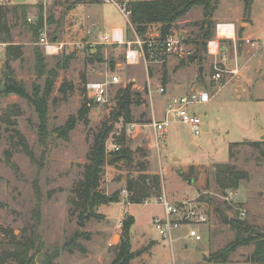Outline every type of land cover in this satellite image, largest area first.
I'll return each mask as SVG.
<instances>
[{"label": "rangeland", "instance_id": "374dc122", "mask_svg": "<svg viewBox=\"0 0 264 264\" xmlns=\"http://www.w3.org/2000/svg\"><path fill=\"white\" fill-rule=\"evenodd\" d=\"M218 1L216 17H234L243 8L238 28L246 21L253 32L264 28V0ZM73 2L53 0L50 5H42L39 0H0L11 37L10 41L0 42V90L7 69L29 98L35 90L44 98L43 92L49 88L42 118L27 97L0 92V116L6 110L13 111V104L19 110L10 115L13 124L0 121V264H17L13 254L26 238L33 244L28 251L33 264H40L45 252H57L54 264H111L121 236V222L128 215L120 216L124 209L120 202L127 196L123 193L126 181L139 176L141 165L147 173L159 177L171 202L196 206L207 219L201 223L192 219L189 226L183 221L173 231L170 243L153 224L154 218L164 216L157 203L159 196L130 205L128 212L134 218L130 228V242L135 244L133 259L147 254L149 247L151 251L150 259L138 264H257L251 261L253 244L238 246L225 262L213 256L235 238L238 220L244 223L246 233L264 239V144L260 142L264 141V99H256L264 96V46L259 49L263 54L254 59H250L248 43L238 46L237 60L233 44L222 39L232 36V25L215 19L213 26H207L212 39L218 24L217 34L221 37V51L214 58L207 52V41L200 32L202 6L196 5L169 29L181 42L180 52L168 54L159 63L135 62L133 26L113 5ZM39 18L42 26L38 39L31 26ZM160 26L151 24L146 35L159 34ZM104 34L111 40L129 43L101 44ZM42 37L50 43H64L62 53H46L44 46L37 44ZM7 45L17 46L20 56L8 57ZM97 47L101 60L89 53L90 48ZM36 50L44 58V75L35 70ZM66 55L71 57L64 66ZM237 64L243 68L241 80L235 77L238 72L225 71L226 66ZM215 67L222 71L218 79L212 77ZM106 73H116L120 83L111 88L107 103L92 105L84 116L79 110L87 98L86 84ZM125 86L139 94L138 103L131 106L132 121L127 124L114 113L116 91ZM160 87L164 92H159ZM192 89L214 95L206 103L190 106L201 118V133L195 136L186 124L174 122L158 147L154 146L150 123L154 118L161 119L162 107L170 97ZM103 125L112 128L106 151L115 145L126 146L134 162L130 165L119 160L104 165L98 189L105 195L120 191L119 199L95 208L96 215L86 216L81 227L78 222L82 216L71 202L72 189L82 178L93 135ZM136 128H140L137 133ZM65 129L67 138L62 136ZM215 164L231 165L233 171L244 175L237 189L220 188L215 180ZM190 229L196 230L201 240L190 239ZM117 234L118 240L114 238ZM191 241L193 246L189 245Z\"/></svg>", "mask_w": 264, "mask_h": 264}, {"label": "trees", "instance_id": "16d2710c", "mask_svg": "<svg viewBox=\"0 0 264 264\" xmlns=\"http://www.w3.org/2000/svg\"><path fill=\"white\" fill-rule=\"evenodd\" d=\"M84 0H74V4L82 2ZM91 3H100V0H87ZM23 5V4H17ZM202 6V16L200 32L204 41L211 39V32L207 26H213V13L215 11L217 0H138L130 4L129 21L133 26L135 33L144 37L147 33L148 26L154 23L160 24V37L165 38L169 34V29L176 19L185 15L193 6ZM248 5L245 4V13L248 9ZM5 10L0 8V42L10 41V34L5 27L4 22ZM42 26V18H39L36 24L32 27L35 36L38 37V30ZM3 30V33L1 32ZM3 35V36H1ZM39 39V37H38ZM38 42V40L36 41ZM6 54L10 58H17L20 56V50L15 45H7ZM37 49V48H36ZM89 53L94 57H98L99 60L102 57L99 54V48H96L95 52ZM71 56L64 57L65 66ZM44 58L38 50L35 52V70L38 75H44L46 70L44 69ZM6 79L2 83L0 92L2 94H16L19 96L27 97L31 103L34 104L40 118L43 117L45 112L44 102L47 101L48 90L43 92L44 98L38 96V90H35L31 98L26 96V92L22 84L12 79V73L9 69L6 71ZM139 101V94L137 92H131L129 86L119 88L115 94V116L121 118L123 124L130 123L132 121L131 106L137 104ZM93 101L84 98L83 104L79 112H82L84 116L88 110L94 105ZM13 111L6 110L1 116L0 121L10 125L14 122L10 119L11 114L19 113L18 107L13 104ZM73 125V124H72ZM72 127V126H71ZM71 129V128H70ZM17 132V130H14ZM41 131V129H40ZM112 131L110 126L103 125L94 135L92 144L87 154V161L83 165L82 178L77 181L72 189L74 197L71 202L79 210V215L83 216L87 214V217L95 216V208L102 204H108L110 202H117L119 199L120 191H115L111 195H105L99 191V183L103 173L104 165L107 163L108 157H110V163L119 160H126L130 165L134 162L131 153L126 146H118L116 151H106V140L109 133ZM18 133V132H17ZM20 136V134L18 133ZM63 138H67V129L62 132ZM124 131H121V138L123 139ZM264 144V141H260ZM21 144L25 142L22 140ZM258 144V142H254ZM27 151V150H26ZM143 165L140 166L139 176L137 178H130L126 181L125 191L127 192L126 202L132 204H140L151 197L160 196L161 184L157 175H151L145 173ZM216 182L222 190L237 189L239 182L243 179L244 175L233 171L231 165L228 164H215ZM134 223V218L131 215H127L121 222V236L119 244L115 247V258L111 264H130V261L134 257V252L131 250L130 242V228ZM237 235L235 238L222 248L214 259L220 262H225L229 254H231L238 246L253 244L254 249L251 253V261L257 264L264 263V239L262 237L255 238L250 233L244 231V223L240 220L236 221ZM87 237V236H86ZM31 239L28 238L18 243V250L13 254L17 264H33L32 258L28 257V251L33 248ZM57 252L51 254L44 253L43 260L40 264H54L53 260L57 257Z\"/></svg>", "mask_w": 264, "mask_h": 264}, {"label": "built area", "instance_id": "2783aa9c", "mask_svg": "<svg viewBox=\"0 0 264 264\" xmlns=\"http://www.w3.org/2000/svg\"><path fill=\"white\" fill-rule=\"evenodd\" d=\"M135 1L138 0H100L103 4L113 5L115 10L121 14L125 22L130 25V4ZM51 2H53V0H39V3L42 5H50ZM217 29L218 24L216 25L215 37L208 40L206 44L207 52L214 58L218 56L220 49L219 38L221 37L218 36ZM135 36L136 39L131 41L137 46V49L133 52L135 62L137 60L139 61L140 58L145 62L148 60L150 62L159 63L164 61L168 54L180 52L181 50V42L179 38L171 32H169L165 38L160 37V32L154 36L145 34L143 39H139L136 33ZM101 39V44L104 45H120L129 43L123 39L111 40L108 34L101 36ZM37 44L44 46L46 53L54 55L59 54L60 52L62 53L64 47V43H50L44 37L40 38ZM215 69V74L212 77L218 79L220 78L222 71L216 67ZM118 83H120V78L116 73H106L102 78L88 82L86 84L87 99L93 101L97 105L107 103L111 97V88L116 86ZM159 92H164L163 87L159 88ZM207 101H209V95L203 90H192L191 92L183 95L170 97L165 105L163 119H153L150 125L154 129L156 135L159 134V136H163L170 124L180 122L186 124L190 128L191 132L195 136H198L201 133V118L195 112L190 110V106L195 103L201 104ZM113 147L114 148H112L111 151H116L119 148L116 145ZM123 193H126L127 195L125 190ZM157 203L162 206L164 216L154 218L153 224L158 230L159 235L163 238H167L170 243L173 241V231L178 229L183 221H186L187 226H189V222L192 219L197 220L199 223L205 222L207 219L204 212L197 211L196 206H186V202L174 203L161 195L157 198ZM187 235L190 239H193V241L201 240L200 234L194 229H190Z\"/></svg>", "mask_w": 264, "mask_h": 264}, {"label": "crops", "instance_id": "0c3cea01", "mask_svg": "<svg viewBox=\"0 0 264 264\" xmlns=\"http://www.w3.org/2000/svg\"><path fill=\"white\" fill-rule=\"evenodd\" d=\"M218 5H219V1H218V4L216 5V8H215V11H214V16H213V20H219V21H223V22H221V23H227V24H231L232 25V36L231 37H227V38H222V39H224V40H226V41H229V42H231V44H233V46H234V53H235V57H236V59L238 60V56H239V54H238V52H237V48H238V46L240 47V46H242V45H246L247 43L250 45V46H248V45H246V46H248L249 47V50H250V56H251V58L250 59H254V58H258V57H260L263 53L262 52H260L259 51V49H261V47L262 46H264V28H259L257 31H255V32H253V31H251V25H250V23L249 22H240V26H239V28L237 27V23L239 22V20H241V16H242V14L244 13L243 12V8H241V10L239 11V13L236 15V16H234V17H216L215 16V12L217 11V8H218ZM249 15H250V17H251V13H249ZM251 19V18H250ZM252 20V19H251ZM217 23V22H216ZM113 27H116V26H113ZM117 28H119V29H123V27L122 26H117ZM86 40V39H85ZM250 40L252 41V40H255V41H252L251 43H250ZM221 51V45H220V49H219V52ZM232 52H233V50H232ZM220 54V53H219ZM142 61V59H140L139 58V62H141ZM237 63H238V61H237ZM242 66H239L238 64H237V66L235 65V67L234 66H231L230 68L228 67V66H226V72H228V73H239V74H235L236 76V79L237 80H241V77H242V74H241V71H242ZM229 81L230 80H228V81H226L225 83H224V85L223 86H225V85H227L228 83H229ZM252 82V81H251ZM185 84V83H184ZM247 85L249 86L250 85V81H248L247 82ZM178 86H180V84H178ZM181 87H183L182 85H181ZM222 88V87H221ZM193 90V89H192ZM198 90H203V89H198ZM221 90V89H220ZM219 90V91H220ZM203 91H205L206 93H208V95H209V100L214 96V95H210L209 94V92L207 91V90H203ZM218 92V91H217ZM183 94H185V93H183ZM183 94H180V95H183ZM227 95H228V92H227ZM176 96H179V95H176ZM175 97V96H174ZM256 99H264V96H260L259 98H256ZM208 102V101H207ZM206 103V102H205ZM165 105H166V103L164 104V106L162 107V110H163V115H162V117H161V119H163V117H164V110H165ZM155 107V106H154ZM161 119H159V120H161ZM154 120H156L155 118H154ZM131 125H133V126H135V124H131ZM133 126H131V127H133ZM152 129V131H153V138H154V140L155 141H153V145L154 146H156V147H158V143H159V141H161L163 138H164V135L163 136H161V138H160V136H159V134H157L156 135V133H155V131H154V129L153 128H151ZM138 131H140V128H136V130H135V132L137 133ZM159 140V141H158ZM158 141V142H157ZM152 144V143H151ZM112 152V151H111ZM181 168V167H180ZM145 173H147L146 171H144ZM180 172V171H179ZM182 173V171L180 172V174ZM147 174H149V173H147ZM162 188V195L167 199V200H169V201H171V199H169L168 197H167V194H166V192H165V189H164V185L161 187ZM125 201V202H124ZM124 201H122V202H120V203H122L123 204V211H122V214L120 215V216H122V215H125V214H128V215H130L129 214V212H128V207L130 206V205H133V204H131V203H128V202H126V200H124ZM173 202V201H172ZM179 202V201H178ZM174 203H176V201H174ZM103 213V212H102ZM106 215V214H105ZM132 216V215H131ZM106 218H107V216H106ZM115 237H117V240H118V237H119V235L117 234V235H114V238ZM117 240H116V243H117ZM131 245H132V251H135V248H134V243L133 242H131ZM189 245L190 246H193L194 245V242L193 241H191V242H189ZM152 246V245H151ZM157 246V245H156ZM137 253V255H138V252H136ZM151 255V251H150V247H149V249H148V253L147 254H143L141 257H136L135 259H133L132 261H131V264H138V261H141V260H143L144 262L146 261V260H148V259H150V256ZM159 264V263H158Z\"/></svg>", "mask_w": 264, "mask_h": 264}, {"label": "water", "instance_id": "95a60500", "mask_svg": "<svg viewBox=\"0 0 264 264\" xmlns=\"http://www.w3.org/2000/svg\"><path fill=\"white\" fill-rule=\"evenodd\" d=\"M12 1H14V2H16V3H25L27 0H12ZM95 51H96V49H93V48H92L91 52H95ZM0 65H1V64H0ZM200 71H201V68H200ZM261 139L264 140V134L261 135ZM110 159H111V158L108 157L107 162H109ZM86 216H87V214H85V215L82 216L81 220L78 222V225H79V226L82 227V226L84 225L83 220H84V218H85ZM243 229H244V231H246V228H245V227H243Z\"/></svg>", "mask_w": 264, "mask_h": 264}]
</instances>
